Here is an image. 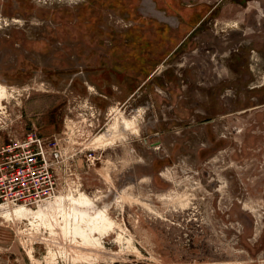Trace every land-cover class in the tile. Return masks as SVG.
I'll return each instance as SVG.
<instances>
[{
  "label": "rangeland",
  "instance_id": "rangeland-1",
  "mask_svg": "<svg viewBox=\"0 0 264 264\" xmlns=\"http://www.w3.org/2000/svg\"><path fill=\"white\" fill-rule=\"evenodd\" d=\"M163 2L0 0V145L75 124L94 151L54 165L55 198L0 207V264H264V0ZM119 113L140 133L96 144ZM79 193L114 223H81L88 248Z\"/></svg>",
  "mask_w": 264,
  "mask_h": 264
},
{
  "label": "built area",
  "instance_id": "built-area-1",
  "mask_svg": "<svg viewBox=\"0 0 264 264\" xmlns=\"http://www.w3.org/2000/svg\"><path fill=\"white\" fill-rule=\"evenodd\" d=\"M89 104L85 100L84 108L94 110ZM90 116L92 120H97L98 111L95 109ZM69 121L73 123V119ZM89 128L97 127L91 121ZM76 131L75 124H71L66 126L62 140L46 139L32 133L26 138L9 139L0 145L1 208L29 207L55 198L58 183L54 165L74 160L79 154H83L87 160L93 159L94 151L81 147L86 142L78 144L74 140Z\"/></svg>",
  "mask_w": 264,
  "mask_h": 264
},
{
  "label": "bare ground",
  "instance_id": "bare-ground-1",
  "mask_svg": "<svg viewBox=\"0 0 264 264\" xmlns=\"http://www.w3.org/2000/svg\"><path fill=\"white\" fill-rule=\"evenodd\" d=\"M9 88V87H8ZM7 86L3 85L0 83V106L2 104V101L6 98H8L10 92L8 90ZM19 91V90H18ZM1 108V107H0ZM137 123H138V119L137 118H134L133 120L131 119H127L126 117H124L121 113H119V116L117 117V120L116 122L114 123V125L111 126V129L109 131H106L104 132L103 134H101L100 136L96 137L94 139V142L96 144H109L110 141H115V140H120L121 138H125V136L130 133V130H135V133H140L137 131ZM139 124V123H138ZM120 125H122V129L120 127ZM141 129V127H140ZM117 142V141H116ZM112 143V142H111ZM104 147V146H103ZM171 176V175H170ZM191 188V187H190ZM124 196V195H123ZM122 196V197H123ZM170 196V195H169ZM69 197V196H68ZM121 197V196H120ZM121 197V198H122ZM127 197V196H126ZM76 198V197H74ZM73 197L70 199V205H68V209H69V213H66L64 212V218L65 220L67 218L70 219V225L72 226L71 228H73L74 226L76 227V231H78V235H80V237H82V241H84V244L83 246H87L90 247V244H91V239H90V234L88 233L90 231V228L89 231L87 232L86 228L83 229L81 228V223L85 222L86 220L88 222L87 223V226H92L93 231H97V232H101L102 234H104V232L106 230H109L111 225L114 226V223L111 222L110 220V216L108 214V208L106 206L105 209H100L97 207V205L94 203V201L91 200V198H89L88 196H86L85 194L83 193H79L78 194V198L77 199H74ZM125 198V197H124ZM170 198V197H168ZM174 199V198H173ZM119 200V199H118ZM121 200V199H120ZM171 200V199H170ZM57 201V204L58 203H61L62 199L61 198H57L56 199ZM118 203V202H117ZM55 204V208H52L50 206H48V209L50 213H53V214H58L59 216H57L58 218L61 216L59 214L58 211H61L59 210L60 209V206L59 204L57 205ZM248 206V205H247ZM59 207V208H58ZM65 209V208H64ZM63 210V209H62ZM253 212V210H252ZM48 213V214H50ZM48 214L44 211V210H37V211H34V212H31L29 215L30 216H35L36 218H38L40 220V222L42 223V225H49L50 222L49 220L47 219L48 217ZM28 215V214H27ZM56 216V215H54ZM63 216L60 217L63 219ZM66 216V217H65ZM260 216V215H259ZM258 216V217H259ZM59 218V219H60ZM258 219V218H257ZM54 220V219H53ZM64 220V219H63ZM58 221V220H56ZM54 222V221H53ZM113 223V224H112ZM68 224V223H67ZM85 225V224H84ZM83 225V227H85ZM49 227V226H48ZM67 227H69L67 225ZM116 227V226H115ZM50 228V227H49ZM65 229V226L63 227ZM69 229V228H67ZM66 229V230H67ZM65 230V231H66ZM92 233V231H90ZM93 232V233H94ZM106 233V232H105ZM67 234V233H66ZM125 234V233H124ZM94 235V234H93ZM101 235V234H100ZM119 235V234H118ZM124 236V235H123ZM74 236H72L73 238ZM96 237V236H95ZM94 237V238H95ZM98 237V236H97ZM121 237V238H120ZM120 239H122V236L120 235ZM93 238V237H92ZM93 238V239H94ZM100 238V237H99ZM75 239V238H73ZM119 240V239H117ZM99 239H96V242H98ZM73 242V241H72ZM74 243V242H73ZM70 244V243H69ZM100 244V243H99ZM82 245V243H81ZM94 245V244H93ZM101 245V244H100ZM99 245V246H100ZM79 246V245H78ZM94 246H97L96 244ZM102 246V245H101ZM70 247V246H69ZM76 247V246H75ZM100 248V247H99ZM126 248V247H125ZM77 249V248H76ZM96 249V248H95ZM109 251V250H108ZM88 252V251H87ZM93 252V251H92ZM95 252V251H94ZM111 252V251H110ZM116 253V251H113ZM90 253V252H89ZM125 253V251H124ZM91 254V253H90ZM117 254V253H116ZM99 255V253H98ZM111 255V254H110ZM114 256V255H113ZM99 257V256H98ZM104 258V257H103ZM110 258H113V257H110ZM87 260V259H86ZM104 261V260H103ZM114 261V259H113ZM110 262H112L110 260Z\"/></svg>",
  "mask_w": 264,
  "mask_h": 264
},
{
  "label": "crops",
  "instance_id": "crops-1",
  "mask_svg": "<svg viewBox=\"0 0 264 264\" xmlns=\"http://www.w3.org/2000/svg\"><path fill=\"white\" fill-rule=\"evenodd\" d=\"M218 1H223V0H218ZM155 2L157 3V5L159 4V6L163 3H165V2H163V0H155ZM178 2L181 6L186 7V8H190V9H192V8H194L200 4V0H178ZM218 3H220V2H218ZM155 10L159 11V12L163 11V9L159 8V7H158V9H155Z\"/></svg>",
  "mask_w": 264,
  "mask_h": 264
}]
</instances>
